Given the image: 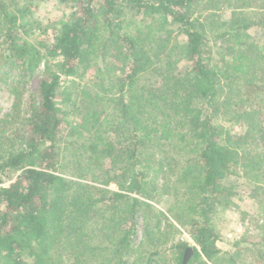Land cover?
I'll return each mask as SVG.
<instances>
[{
  "label": "trees",
  "instance_id": "obj_1",
  "mask_svg": "<svg viewBox=\"0 0 264 264\" xmlns=\"http://www.w3.org/2000/svg\"><path fill=\"white\" fill-rule=\"evenodd\" d=\"M58 1L38 41L31 0H0V67L16 89L42 67L0 131V264H264V0ZM244 185L257 240L222 251L213 218Z\"/></svg>",
  "mask_w": 264,
  "mask_h": 264
},
{
  "label": "rangeland",
  "instance_id": "obj_2",
  "mask_svg": "<svg viewBox=\"0 0 264 264\" xmlns=\"http://www.w3.org/2000/svg\"><path fill=\"white\" fill-rule=\"evenodd\" d=\"M30 8L31 10L28 16L31 20L37 21V26L31 29L28 36L24 35L23 31H21L20 36L21 38L28 37L38 41L45 38L51 39L55 34L58 24L63 21L70 11L67 5L60 3L58 0H31ZM38 23L40 25L39 27ZM254 36L264 41V34ZM182 38L181 36L179 37L180 40ZM41 72L42 67H40L35 74L30 75L25 83H21L19 85V87L22 86L21 88L16 89L14 88L15 85L11 82L18 76V70L9 66L0 67V131L3 132L6 138L9 139L12 134L17 136L20 135L26 114V107L29 98L37 94ZM63 81L62 85L66 86L67 80L63 79ZM17 94L20 95L21 98L18 107L19 112L14 111L13 108V104L18 99ZM65 118L67 123L73 119L71 115H67ZM3 141L5 142V140ZM18 143L19 140H15V146H17ZM17 175L18 172L0 169V186H8ZM111 188L115 189L114 186H111ZM248 193L249 191H247L246 186H242L239 188L237 196L232 200L234 206L225 210H220L214 215L213 220L220 235L217 247L222 251H233L235 249L234 242L241 239H244L242 243L244 246H248V244L257 240L256 235L258 231L256 227L260 223L258 207L254 200L248 196ZM168 202L169 199L166 198L161 203H155L154 205L164 210ZM137 227L138 232L136 240L139 241L142 225L138 224ZM176 239H183L188 244L193 245L190 237L185 232L177 235ZM251 262L252 259L247 257L246 264Z\"/></svg>",
  "mask_w": 264,
  "mask_h": 264
},
{
  "label": "water",
  "instance_id": "obj_3",
  "mask_svg": "<svg viewBox=\"0 0 264 264\" xmlns=\"http://www.w3.org/2000/svg\"><path fill=\"white\" fill-rule=\"evenodd\" d=\"M190 253H191V249L186 250V252H185V254H184V257H183V262H182V264H186V261L188 260V257H189V255H190Z\"/></svg>",
  "mask_w": 264,
  "mask_h": 264
}]
</instances>
